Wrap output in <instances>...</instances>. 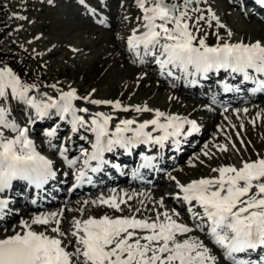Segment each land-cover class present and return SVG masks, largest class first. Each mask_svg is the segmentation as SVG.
<instances>
[{"label":"snow or ice","instance_id":"6c2138e0","mask_svg":"<svg viewBox=\"0 0 264 264\" xmlns=\"http://www.w3.org/2000/svg\"><path fill=\"white\" fill-rule=\"evenodd\" d=\"M201 2L136 0L142 10V24L128 36V50L139 58L141 64L151 57L159 66L161 76L172 77L178 71L185 78L191 77L190 83L193 84L198 82L197 77L206 79L210 73L221 70L229 75L241 74L242 81L254 79L250 70L264 74V45L259 41L220 43L217 36L218 42L209 45L203 37L196 35L201 21L210 25L215 20L224 27L210 8V18L206 19L198 7H193ZM260 3L264 4V0ZM228 35L230 37L232 33L229 31ZM222 83L224 91H239L238 87ZM255 83L257 88L254 91L264 90V79H256ZM51 87L56 89L57 86L53 84ZM37 88L36 84L24 83L11 68L0 67V194L11 188L13 181H26L39 189L57 175L52 161L36 150L34 141L29 138V128L9 119L10 100L34 110L28 123L50 118L54 110L60 120H67L73 132L86 128L94 134L91 151L82 150L84 159L75 177L77 184L91 183L88 172H99L110 163L105 159V153H112L117 148L131 152L137 145H159L162 148L170 138L178 145L179 137L200 130L195 120L153 110L147 104L134 106L135 111H154V118L142 123L132 119L120 120L114 130H110L111 115L96 112L90 119H85L78 112L88 113L89 109H78L73 101L83 99L94 105H112L115 109L128 111L119 100L90 99V94L79 97L75 89H57L58 97L44 93L46 98L37 99L30 95L31 90ZM150 125L152 130L146 131ZM185 125L189 127L185 129ZM5 130L15 135L10 138L5 135ZM157 131L161 134L153 135ZM57 132L58 127H50L44 135L52 138ZM129 133L131 135H127ZM218 147L227 151L225 145ZM60 154L64 155V151L61 150ZM204 154L208 155L207 152ZM141 155V168L154 167V156ZM65 159L70 167L77 164V159ZM93 161L95 166H92ZM212 171L218 175L187 184L176 182L179 189L176 199L187 203L194 221L192 226L174 218L180 215L175 209L156 211L155 218H138L135 213L140 209L137 208L131 216L74 219L71 231L65 232L61 229L60 219L63 211L41 214L34 216L31 224L21 220L22 231L0 238V264H217L218 257L212 254V250L199 237L189 235L195 230L206 231L231 264H264V157L244 161L240 167L220 166ZM131 199L128 196V200ZM97 202L119 211L127 200H118L112 195L92 201L93 204ZM8 203L7 198L0 197V214L4 213ZM159 204L163 206V198ZM197 207L200 212L196 211ZM49 224L53 225L50 228L52 234L48 230L36 231L31 226ZM69 247L73 250L69 251ZM253 253L258 259H252Z\"/></svg>","mask_w":264,"mask_h":264},{"label":"rangeland","instance_id":"374dc122","mask_svg":"<svg viewBox=\"0 0 264 264\" xmlns=\"http://www.w3.org/2000/svg\"><path fill=\"white\" fill-rule=\"evenodd\" d=\"M211 1L227 21V26L218 30L221 38L224 35L229 37L230 31L232 35L229 38L233 40L249 39L264 43V24L259 23L254 17L246 18L239 9L229 5L227 0ZM0 2L5 7L6 20L10 25L3 41L4 46L26 58L31 68L41 71L48 77V84L32 89L30 95L42 99L44 92L47 94L54 92L51 95L54 97L57 89L79 87L83 94L80 97L90 94V99L95 100H109L108 98L124 100L134 106L147 104L153 108H173L182 113L203 116L214 128L212 127L201 148L182 164L177 181L199 175L216 176L218 173L213 172L212 169L227 166L224 160L230 158L234 160L232 165L236 167H240L244 161L254 159L251 157V151H254L255 147L247 145L246 141L249 138L256 142V145L264 141V105L257 109L248 108L258 104V101H254L249 105H243L241 109L238 108L241 110L240 114L218 113V120L213 122L210 112L205 113L202 105L201 108L191 103L189 99L179 95V91L175 92L168 85L159 87L160 81L157 78L154 81L151 78L154 76L151 74H146L151 77L143 78L145 70H139L125 51V38L129 30L138 28L142 23V10L137 8L133 0H105L104 14L118 23L112 28L92 24L70 0H52L46 5H43L41 0H0ZM207 26V24L201 26V33H208L207 38L216 41L217 30L209 31ZM53 84L57 86L56 89L51 87ZM76 106L88 108L93 112L98 111L94 104L82 101L76 102ZM28 116L16 114L15 118L25 121ZM249 118L251 122L248 121ZM219 145L227 146V151H221ZM205 152L208 155H205ZM256 153L260 157L264 156L263 149ZM177 181H169L166 185L174 187ZM164 191L167 189L164 188ZM99 195L91 200L84 198L72 200L71 204H76L78 201H81V204L75 207L76 213L68 211L67 218L71 222L69 226L66 225L67 219L62 222L65 232L71 231L73 220L80 214L83 215L80 218L83 220L93 215L127 216L134 214L137 208L140 211L135 214L142 217L155 218L156 211L163 212L165 209L170 212L175 209L180 213L169 196L163 199L161 207L159 201L163 198V194L158 197L148 195L146 198L132 195L131 200H128L127 196L125 198L127 203L121 204L119 211L98 202L93 204L92 201L99 200ZM121 197L119 193V199ZM83 200H87L88 203L85 204ZM72 239L74 241V238ZM209 248L212 249L211 246ZM70 250L72 251L73 248L71 247Z\"/></svg>","mask_w":264,"mask_h":264},{"label":"bare ground","instance_id":"6f19581e","mask_svg":"<svg viewBox=\"0 0 264 264\" xmlns=\"http://www.w3.org/2000/svg\"><path fill=\"white\" fill-rule=\"evenodd\" d=\"M249 19V18H248ZM116 24V23H115ZM145 70V69H144ZM201 110V109H200ZM140 114V113H139ZM218 114V113H217ZM39 123H42L43 121H44V119L43 120H37ZM162 184H163V187L164 188H166L167 187V185H166V181L165 180H161L160 181ZM125 188V193H129V194H131V193H133V191H134V189H132L131 187H124ZM109 191V190H108ZM158 191H161L162 193H163V188L162 187H158V189H157V192ZM97 193V192H96ZM104 193V191H102L101 192V194H103ZM137 198V197H136ZM79 199V198H78ZM140 199V198H139ZM78 201V200H77ZM77 203V202H76ZM73 204V203H72ZM123 205V204H122ZM69 206V205H68ZM82 207V206H81ZM124 207V206H123ZM78 208V207H77ZM86 208V207H85ZM178 209V208H177ZM179 210V209H178ZM66 212H68V210L66 211ZM69 213V212H68ZM63 228V227H62ZM68 228V227H67Z\"/></svg>","mask_w":264,"mask_h":264},{"label":"trees","instance_id":"16d2710c","mask_svg":"<svg viewBox=\"0 0 264 264\" xmlns=\"http://www.w3.org/2000/svg\"><path fill=\"white\" fill-rule=\"evenodd\" d=\"M1 37H2V34H1V32H0V39H1ZM0 55L1 56H7V57H13L11 54H5V52H4V49L0 46ZM16 63H18V62H16Z\"/></svg>","mask_w":264,"mask_h":264}]
</instances>
